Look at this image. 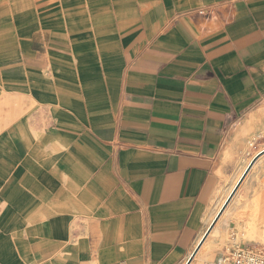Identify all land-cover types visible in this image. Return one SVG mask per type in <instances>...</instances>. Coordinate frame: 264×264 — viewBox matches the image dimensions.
Segmentation results:
<instances>
[{"label": "crops", "instance_id": "crops-1", "mask_svg": "<svg viewBox=\"0 0 264 264\" xmlns=\"http://www.w3.org/2000/svg\"><path fill=\"white\" fill-rule=\"evenodd\" d=\"M253 208L264 0H0V264H211Z\"/></svg>", "mask_w": 264, "mask_h": 264}, {"label": "built area", "instance_id": "built-area-1", "mask_svg": "<svg viewBox=\"0 0 264 264\" xmlns=\"http://www.w3.org/2000/svg\"><path fill=\"white\" fill-rule=\"evenodd\" d=\"M211 264H264V246L235 245L225 249Z\"/></svg>", "mask_w": 264, "mask_h": 264}, {"label": "rangeland", "instance_id": "rangeland-1", "mask_svg": "<svg viewBox=\"0 0 264 264\" xmlns=\"http://www.w3.org/2000/svg\"><path fill=\"white\" fill-rule=\"evenodd\" d=\"M253 222L248 227L237 229L236 240L234 246L241 244V233L244 241L252 242L254 245L264 246V214H259L258 208H253ZM244 232V233H243Z\"/></svg>", "mask_w": 264, "mask_h": 264}, {"label": "water", "instance_id": "water-1", "mask_svg": "<svg viewBox=\"0 0 264 264\" xmlns=\"http://www.w3.org/2000/svg\"><path fill=\"white\" fill-rule=\"evenodd\" d=\"M190 260H191V257L188 259L187 263H189Z\"/></svg>", "mask_w": 264, "mask_h": 264}]
</instances>
